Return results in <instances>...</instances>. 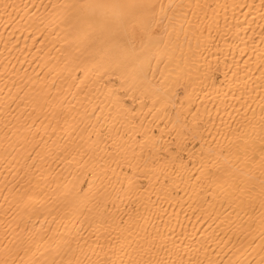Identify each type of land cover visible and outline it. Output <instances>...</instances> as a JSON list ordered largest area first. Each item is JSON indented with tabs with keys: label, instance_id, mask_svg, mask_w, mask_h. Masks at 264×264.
<instances>
[{
	"label": "bare ground",
	"instance_id": "bare-ground-1",
	"mask_svg": "<svg viewBox=\"0 0 264 264\" xmlns=\"http://www.w3.org/2000/svg\"><path fill=\"white\" fill-rule=\"evenodd\" d=\"M0 264H264V0H0Z\"/></svg>",
	"mask_w": 264,
	"mask_h": 264
}]
</instances>
